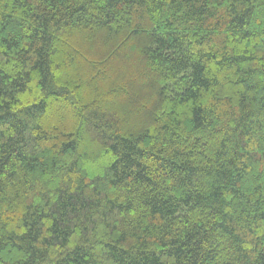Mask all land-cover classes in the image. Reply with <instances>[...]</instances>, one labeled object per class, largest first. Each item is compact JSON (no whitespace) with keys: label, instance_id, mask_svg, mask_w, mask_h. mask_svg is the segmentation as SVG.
<instances>
[{"label":"trees","instance_id":"obj_1","mask_svg":"<svg viewBox=\"0 0 264 264\" xmlns=\"http://www.w3.org/2000/svg\"><path fill=\"white\" fill-rule=\"evenodd\" d=\"M0 264H264V0H0Z\"/></svg>","mask_w":264,"mask_h":264}]
</instances>
